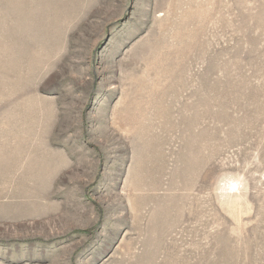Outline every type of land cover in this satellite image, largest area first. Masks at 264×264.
Returning <instances> with one entry per match:
<instances>
[{
	"label": "rangeland",
	"instance_id": "obj_1",
	"mask_svg": "<svg viewBox=\"0 0 264 264\" xmlns=\"http://www.w3.org/2000/svg\"><path fill=\"white\" fill-rule=\"evenodd\" d=\"M0 264H264V0H0Z\"/></svg>",
	"mask_w": 264,
	"mask_h": 264
}]
</instances>
